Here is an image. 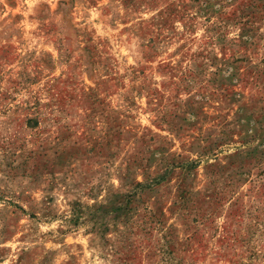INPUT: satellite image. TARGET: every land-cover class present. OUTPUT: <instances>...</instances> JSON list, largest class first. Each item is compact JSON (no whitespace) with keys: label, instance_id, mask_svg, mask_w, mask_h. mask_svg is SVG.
I'll use <instances>...</instances> for the list:
<instances>
[{"label":"rangeland","instance_id":"obj_1","mask_svg":"<svg viewBox=\"0 0 264 264\" xmlns=\"http://www.w3.org/2000/svg\"><path fill=\"white\" fill-rule=\"evenodd\" d=\"M0 264H264V0H0Z\"/></svg>","mask_w":264,"mask_h":264}]
</instances>
